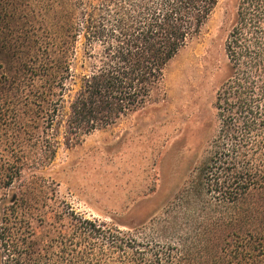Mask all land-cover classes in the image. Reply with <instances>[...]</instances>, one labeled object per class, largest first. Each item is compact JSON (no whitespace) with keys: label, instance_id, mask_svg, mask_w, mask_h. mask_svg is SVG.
<instances>
[{"label":"trees","instance_id":"1","mask_svg":"<svg viewBox=\"0 0 264 264\" xmlns=\"http://www.w3.org/2000/svg\"><path fill=\"white\" fill-rule=\"evenodd\" d=\"M219 1L0 0V264H264V0H235L186 232L88 216L43 172L151 103Z\"/></svg>","mask_w":264,"mask_h":264},{"label":"rangeland","instance_id":"2","mask_svg":"<svg viewBox=\"0 0 264 264\" xmlns=\"http://www.w3.org/2000/svg\"><path fill=\"white\" fill-rule=\"evenodd\" d=\"M234 5L219 1L201 35L168 63L151 103L77 146L60 145L43 172L61 199L122 228L166 217L183 232L190 228L194 213L179 198L218 128L216 93L226 76L224 41Z\"/></svg>","mask_w":264,"mask_h":264}]
</instances>
